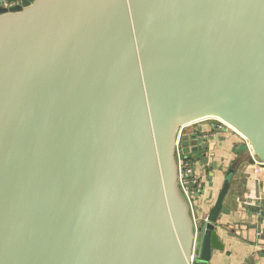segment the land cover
Segmentation results:
<instances>
[{
  "label": "water",
  "instance_id": "obj_1",
  "mask_svg": "<svg viewBox=\"0 0 264 264\" xmlns=\"http://www.w3.org/2000/svg\"><path fill=\"white\" fill-rule=\"evenodd\" d=\"M16 1L0 5V264H211L241 160L196 235L178 133L219 119L264 168V0Z\"/></svg>",
  "mask_w": 264,
  "mask_h": 264
},
{
  "label": "crops",
  "instance_id": "obj_2",
  "mask_svg": "<svg viewBox=\"0 0 264 264\" xmlns=\"http://www.w3.org/2000/svg\"><path fill=\"white\" fill-rule=\"evenodd\" d=\"M217 138L207 151V170L209 185H214L212 187L219 195L225 180L221 165L236 158L233 148L241 140L227 131L218 134ZM218 168L222 172L214 184L212 178ZM213 194L212 190H206L200 198L204 215L218 197ZM247 204L257 209L248 208ZM224 205L226 213L220 214L217 222L223 224L220 232L224 250L215 252L211 264H264V168L258 160L244 162L235 171ZM245 224H248V229L241 228ZM254 225L260 226L261 230L256 231L252 228Z\"/></svg>",
  "mask_w": 264,
  "mask_h": 264
},
{
  "label": "built area",
  "instance_id": "obj_3",
  "mask_svg": "<svg viewBox=\"0 0 264 264\" xmlns=\"http://www.w3.org/2000/svg\"><path fill=\"white\" fill-rule=\"evenodd\" d=\"M16 3V0H0V5L4 7H10ZM206 120L207 119L202 121ZM200 122L201 121L197 122L196 124ZM206 123V127L199 125L200 127H195L194 129V132L198 134L199 139H209V137H217L218 134L223 133L228 129L233 130L225 122L219 119H215L211 122L209 120ZM188 126L189 125L183 126L179 130L176 148V159L179 169V186L190 204L197 235L199 221L206 217V215L203 214L202 204L199 201L201 196L207 190L208 178L200 170H198V167L194 164L192 158L184 157L180 152L183 136L186 134L185 130L188 128ZM258 214L261 215V212L259 211ZM194 259L195 255L193 253L192 264L194 262Z\"/></svg>",
  "mask_w": 264,
  "mask_h": 264
},
{
  "label": "rangeland",
  "instance_id": "obj_4",
  "mask_svg": "<svg viewBox=\"0 0 264 264\" xmlns=\"http://www.w3.org/2000/svg\"><path fill=\"white\" fill-rule=\"evenodd\" d=\"M210 120L213 121L215 120V118H211V119H207L206 121H201L200 123L196 124V125H193V129H195V127H200L199 125H202L204 127H206V122H208ZM204 122V123H203ZM204 124V125H203ZM227 132H230L231 134H234L235 136H237L241 141L239 144L236 145V147L233 148L234 152H236L234 154V156L236 155V158H232V160H230L227 164L224 162L222 163L221 167H223V172H224V176L226 177V174L227 172L229 171V169L232 167V166H235V162L238 161V160H241L240 161V164L237 165V169L239 168V166L244 163V162H250V159H251V153L247 150H244L243 147H242V144L245 142V139L240 135L238 134L236 131L234 130H231V129H228ZM218 140L217 137H209V139H199V140H194V139H191L190 136H187L185 135L183 137V140H182V145H181V154L182 156L184 157H188V158H192L194 164L199 168V170L207 177L209 178L208 176V170H207V164H206V161H205V157L203 156V153L201 151L202 147L203 146H208V148H210L211 146V143ZM184 143H187L188 146L187 147H183V144ZM220 172H222V170L220 168H218L216 170V173L213 175V182L215 184V181L218 179V177H220ZM235 174V173H234ZM234 177V175H233ZM232 177V179H233ZM210 182V181H209ZM209 182H208V187H207V190H212L216 195L218 196V193L216 192L215 188L210 186L209 185Z\"/></svg>",
  "mask_w": 264,
  "mask_h": 264
},
{
  "label": "flooded vegetation",
  "instance_id": "obj_5",
  "mask_svg": "<svg viewBox=\"0 0 264 264\" xmlns=\"http://www.w3.org/2000/svg\"><path fill=\"white\" fill-rule=\"evenodd\" d=\"M194 134H196V136H197L196 139L199 140V136H198V134H197V133H194ZM185 135L190 136V137L192 136V134H189V133H188V134H185ZM191 139H192V138H191Z\"/></svg>",
  "mask_w": 264,
  "mask_h": 264
}]
</instances>
